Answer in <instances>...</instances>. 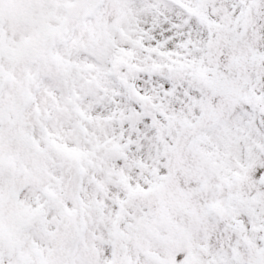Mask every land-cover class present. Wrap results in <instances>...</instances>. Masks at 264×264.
<instances>
[{"label":"snow or ice","instance_id":"1","mask_svg":"<svg viewBox=\"0 0 264 264\" xmlns=\"http://www.w3.org/2000/svg\"><path fill=\"white\" fill-rule=\"evenodd\" d=\"M0 264H264V0H0Z\"/></svg>","mask_w":264,"mask_h":264}]
</instances>
